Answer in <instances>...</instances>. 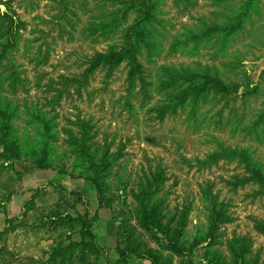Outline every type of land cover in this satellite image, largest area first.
Segmentation results:
<instances>
[{
  "label": "rangeland",
  "instance_id": "rangeland-1",
  "mask_svg": "<svg viewBox=\"0 0 264 264\" xmlns=\"http://www.w3.org/2000/svg\"><path fill=\"white\" fill-rule=\"evenodd\" d=\"M0 264H264V0H0Z\"/></svg>",
  "mask_w": 264,
  "mask_h": 264
}]
</instances>
